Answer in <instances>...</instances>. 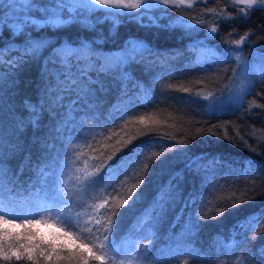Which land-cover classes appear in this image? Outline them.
Instances as JSON below:
<instances>
[{"label": "trees", "instance_id": "trees-1", "mask_svg": "<svg viewBox=\"0 0 264 264\" xmlns=\"http://www.w3.org/2000/svg\"><path fill=\"white\" fill-rule=\"evenodd\" d=\"M30 2L0 0V27L4 21L7 25L23 24L29 18L24 5ZM36 2L44 6L50 0ZM66 2L61 18L72 22L59 30L47 26L59 22V12L49 10L50 17L42 19L41 13L32 10L31 18L44 25L24 30L34 40L45 42L36 58L18 70L7 63L0 66V72L6 74L0 87V133L11 177L6 178L2 192L3 206L35 210L53 203L45 199L55 195L52 181L44 191L37 176V166H46L48 175L55 174L54 188L71 200L67 206L59 204L52 218L67 215L65 207L80 213L81 227L88 223L94 233L91 239L85 235L84 242L97 245L93 250L104 256L103 264H264L256 254L264 245V219L256 224L255 233L235 227L238 221L264 211V8H249L236 0L175 1L144 14L145 25L159 17L158 22L168 27H141L139 17L110 15L111 10L99 6L70 7L71 1ZM112 21L118 27L114 28ZM130 37L146 41L152 52L146 53L142 62L128 65L131 79L124 86L126 95L105 78L112 86L100 97L97 119L82 126V114L66 115L64 108L49 106L41 99L45 85L41 66L55 57L61 42L97 40L92 53H81L93 57L95 63L97 58L111 61L121 57L117 50ZM241 37H245L244 43L235 45ZM24 42V35L9 38L7 27L0 28V49L9 44L22 47ZM128 51L131 54L133 49ZM17 55L13 51L4 59ZM247 64L250 66L242 69ZM48 67L53 64L49 62ZM239 72L244 75L239 95L223 109L217 107L212 100L230 90ZM26 102L38 111L39 105H45L37 127L27 124L31 113ZM119 109L126 113L122 119L116 118ZM21 118L26 127L18 133L15 125ZM11 145L18 147L11 151ZM121 145L126 146L109 165L131 153L130 170L119 175L115 187L109 186L108 179L92 184L101 161ZM182 147L189 156L203 155L200 175L184 168ZM180 169H184V179L174 183H179L183 196L163 214L154 215L157 188ZM140 180L144 183L135 189ZM128 189L143 196L134 207H120L116 213L113 238L122 249L117 255L111 248H99L103 229L97 232L94 224L106 223L111 215L108 209L115 211ZM189 196L195 203L181 212ZM237 201L245 203L231 208ZM225 208L228 210L221 213ZM56 224L76 231L58 220ZM254 234L259 235L253 242L248 237ZM149 243V248L143 247ZM0 264L32 262L13 259L0 260ZM90 264L101 262L92 260Z\"/></svg>", "mask_w": 264, "mask_h": 264}, {"label": "snow or ice", "instance_id": "snow-or-ice-1", "mask_svg": "<svg viewBox=\"0 0 264 264\" xmlns=\"http://www.w3.org/2000/svg\"><path fill=\"white\" fill-rule=\"evenodd\" d=\"M173 0H88V5L94 6H122L114 11H110V15H128L133 18L139 17L137 22L141 27H168L167 25H161L159 17H153L149 20V24L145 25L143 20L146 18L144 15L150 12L154 8L159 6H167L172 3ZM242 3L252 8L254 5H258L264 8V0H242ZM68 3L66 0H50L48 5H38L36 0H31L27 5H24L29 9V18L26 19L23 24L7 25L4 21L3 27H7L9 31V38L20 35L25 36V42L22 47H17L15 44H9L7 48L0 49V66L5 63L8 64L9 68L13 70H18L24 64L28 63L30 59L36 58L40 53L42 47L45 46L43 40H34L29 36L24 30L26 28H38L43 27L36 20L31 18L32 10L41 13V18H49V10H55L60 13L59 22L55 24L48 23V27H63L70 24L71 20H64L61 18V12L66 8ZM126 9H140V12L126 11ZM14 8L12 11L14 12ZM103 10V9H102ZM166 10V9H165ZM243 15V13H242ZM75 20V17H72ZM112 26L118 27L116 21H112ZM215 33V29L212 30L211 34ZM104 39V37H100ZM245 37H241L240 40L234 41L233 43L237 46L244 43ZM97 43V40L79 41L75 43L72 42H61L58 49L55 50V57L49 61L53 64V68L48 67L49 62H45L41 66V76L45 81L43 96L45 104L49 106H55L64 108L65 114L80 113L82 116V126L83 123H87L90 120H95L96 109L99 106L102 95H107L111 89V84H109L105 78L110 79L113 83L119 86L121 95H126L125 93V83L131 76L128 72V65L139 61L142 62L144 55L150 54L152 52L151 46L143 40H138L135 38H129L125 41L124 45L117 50L123 55L121 57L113 58L111 61H104L97 58L96 62L93 63V57H84L81 55L83 51L92 53L95 49L93 45ZM135 46V47H134ZM129 49H133L131 54H129ZM15 51L18 55L15 58L5 60L6 54ZM67 53V55H64ZM264 60V57H261ZM235 74V71H234ZM6 74L0 72V87H2ZM184 91H190L189 89H184ZM119 103V100H118ZM44 104L39 105V111L37 107L31 104L25 103L26 109L31 113L27 120V124H31L37 127V121L40 112L44 110ZM217 107L223 109L226 105L223 101H217ZM125 110L119 109V115L116 118L122 119L125 115ZM26 122L23 118L16 121L15 131L22 133L25 130ZM83 135V134H82ZM71 143V141H69ZM119 144L120 141H117ZM126 145H121V148L115 149L106 159L101 161L100 166L96 168L93 178L91 180L92 184L102 182L104 179L111 181L110 187H115V180L119 178V175L130 170L132 166L133 154H128L121 157L120 160L115 161L109 165V161H113L116 153L122 150V147ZM17 145H11L9 150L15 151ZM181 151L186 155V163L184 165L185 169L190 170L194 175H200L201 166L200 161L204 159L203 155L199 156H189L187 155V148L182 147ZM137 157L139 153L135 154ZM207 172V169H203ZM103 173V175H101ZM37 176L41 183V189L44 191L49 190V180L52 181V190L55 191V195L46 196V200H51L53 203L44 204L42 207L35 210H17L13 208H5L3 206L2 192L7 180H10L8 169L6 167L5 160V140L2 133H0V260L5 262L11 261L13 259L19 261L21 259H26L31 261L32 264H41L43 260L44 264H90V261L95 260L104 262V256L98 254L93 249L97 247L95 243L84 242V236L86 235L89 239L94 236L93 227L88 226V223L84 227H81L80 213H73L68 207H65V212L67 215L62 216L57 214L55 219L52 218L53 213L57 212V207L59 204L68 205L71 203L70 199L64 198V193L59 189L54 188L55 184V174L48 175L45 168L37 166ZM184 179V169L177 170L172 174L169 180L159 186L154 197V207L153 214L158 216L163 214L168 210L169 205L173 203L174 200H179L183 196V192L180 189L179 183H174L177 180L182 181ZM206 179V177H202ZM144 183L140 180V183L134 185L135 189H139ZM143 193L134 192L133 189H128L127 194L121 198L120 205L115 211L108 209L111 215L107 218L106 223L101 224V222L96 221L94 226L96 231L100 232L103 229L101 235L103 237V242L99 245L101 250L105 248H111V250L117 255L120 254L121 248L115 244L113 238V224L115 222L116 213L119 211L120 207L128 206L134 207L141 199ZM131 202V203H130ZM108 201H105L107 204ZM195 203V198L189 196L187 200L183 203L181 212L186 209L190 204ZM245 203V201H237L231 204V208H238L240 204ZM228 209H221V213L227 211ZM20 211L22 215H17ZM7 216H13V219H7ZM23 216H36V219L22 218ZM199 214H197V219H199ZM260 219H264V211L254 213L243 220L237 222L236 226L242 232H252L255 233L256 224L259 223ZM59 221L61 225H66L68 228H74L76 231L65 230L64 227H58L56 221ZM41 225L44 226V230L41 229ZM264 234V233H261ZM257 235L254 234L248 237L251 241L257 239ZM95 239H100V237H95ZM144 248H149V245H144ZM256 254L264 260V245H261L256 249Z\"/></svg>", "mask_w": 264, "mask_h": 264}, {"label": "rangeland", "instance_id": "rangeland-1", "mask_svg": "<svg viewBox=\"0 0 264 264\" xmlns=\"http://www.w3.org/2000/svg\"><path fill=\"white\" fill-rule=\"evenodd\" d=\"M70 1H71L70 7H75L78 4L85 6V7H93V8L98 7V6H94V5H88V0H70ZM175 1L187 3L191 0H173V2H175ZM236 2H238L242 6H245V4L242 3V0H236ZM99 7H103L105 9H109L111 11H114L115 9H118L122 6H104V5H101ZM126 10H132V9H126ZM248 66H250V64H247L246 66L242 67V69H245ZM242 72L241 73L239 72V75L236 76V80L234 81L233 85L231 86L230 90L227 93H225L224 95L215 97L212 100L213 104L217 105V101L219 100V101H223L225 103V105H227L229 102H231L235 97H237L239 95L240 90L242 89L243 83H244V75L242 74ZM123 260H126V259L124 258Z\"/></svg>", "mask_w": 264, "mask_h": 264}]
</instances>
